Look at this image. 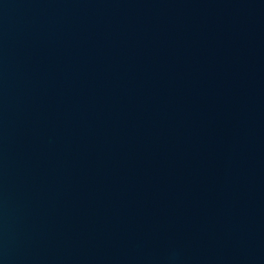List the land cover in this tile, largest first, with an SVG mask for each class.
Masks as SVG:
<instances>
[{
	"label": "water",
	"instance_id": "1",
	"mask_svg": "<svg viewBox=\"0 0 264 264\" xmlns=\"http://www.w3.org/2000/svg\"><path fill=\"white\" fill-rule=\"evenodd\" d=\"M0 264H264V0H0Z\"/></svg>",
	"mask_w": 264,
	"mask_h": 264
}]
</instances>
